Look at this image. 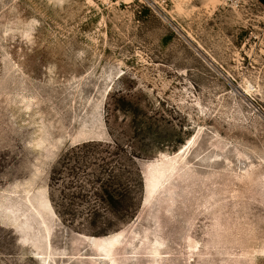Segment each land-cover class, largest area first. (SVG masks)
Wrapping results in <instances>:
<instances>
[{
  "label": "rangeland",
  "instance_id": "1",
  "mask_svg": "<svg viewBox=\"0 0 264 264\" xmlns=\"http://www.w3.org/2000/svg\"><path fill=\"white\" fill-rule=\"evenodd\" d=\"M0 264H264V2L0 0Z\"/></svg>",
  "mask_w": 264,
  "mask_h": 264
},
{
  "label": "built area",
  "instance_id": "2",
  "mask_svg": "<svg viewBox=\"0 0 264 264\" xmlns=\"http://www.w3.org/2000/svg\"><path fill=\"white\" fill-rule=\"evenodd\" d=\"M226 1H235V0H226Z\"/></svg>",
  "mask_w": 264,
  "mask_h": 264
},
{
  "label": "crops",
  "instance_id": "3",
  "mask_svg": "<svg viewBox=\"0 0 264 264\" xmlns=\"http://www.w3.org/2000/svg\"><path fill=\"white\" fill-rule=\"evenodd\" d=\"M259 1H263L264 2V0H259Z\"/></svg>",
  "mask_w": 264,
  "mask_h": 264
}]
</instances>
